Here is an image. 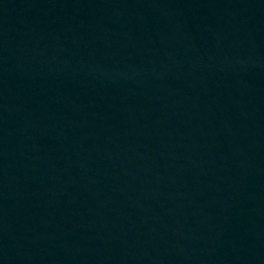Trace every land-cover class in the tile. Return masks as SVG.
I'll list each match as a JSON object with an SVG mask.
<instances>
[{"label":"water","instance_id":"95a60500","mask_svg":"<svg viewBox=\"0 0 264 264\" xmlns=\"http://www.w3.org/2000/svg\"><path fill=\"white\" fill-rule=\"evenodd\" d=\"M0 264H264V0H0Z\"/></svg>","mask_w":264,"mask_h":264}]
</instances>
